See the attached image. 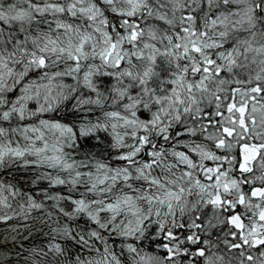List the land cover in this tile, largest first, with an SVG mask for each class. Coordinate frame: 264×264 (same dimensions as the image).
Instances as JSON below:
<instances>
[{"label":"snow or ice","instance_id":"1","mask_svg":"<svg viewBox=\"0 0 264 264\" xmlns=\"http://www.w3.org/2000/svg\"><path fill=\"white\" fill-rule=\"evenodd\" d=\"M0 264H264V0H0Z\"/></svg>","mask_w":264,"mask_h":264},{"label":"trees","instance_id":"2","mask_svg":"<svg viewBox=\"0 0 264 264\" xmlns=\"http://www.w3.org/2000/svg\"><path fill=\"white\" fill-rule=\"evenodd\" d=\"M6 2H8V0H6Z\"/></svg>","mask_w":264,"mask_h":264}]
</instances>
